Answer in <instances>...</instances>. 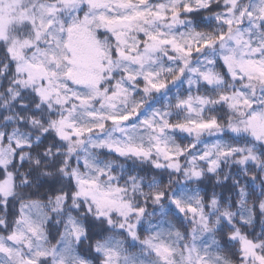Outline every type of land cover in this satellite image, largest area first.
Returning <instances> with one entry per match:
<instances>
[{"label":"snow or ice","instance_id":"6c2138e0","mask_svg":"<svg viewBox=\"0 0 264 264\" xmlns=\"http://www.w3.org/2000/svg\"><path fill=\"white\" fill-rule=\"evenodd\" d=\"M0 264H264V0H0Z\"/></svg>","mask_w":264,"mask_h":264}]
</instances>
